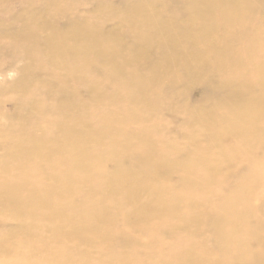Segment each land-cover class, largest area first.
Masks as SVG:
<instances>
[{
  "label": "rangeland",
  "instance_id": "1",
  "mask_svg": "<svg viewBox=\"0 0 264 264\" xmlns=\"http://www.w3.org/2000/svg\"><path fill=\"white\" fill-rule=\"evenodd\" d=\"M148 1L1 2L0 138L4 146L0 145V264H216L220 258L218 247L229 240L225 241L223 236L229 234L232 218L224 198L234 193V175L230 177L232 185L225 189L218 180L226 172L235 171L236 177L243 174L239 165L247 162L239 158L229 167L223 159L214 162L218 144L233 142L232 132L210 140L190 134L200 130L198 123L192 127L186 122L183 107L161 109L169 100L165 95L156 98L159 101L153 107L138 102L136 117L130 118L124 115L130 104L119 100L125 90L97 80L104 79V73L110 71L107 60L116 63L119 59H133L122 69L128 71L142 64L146 66L143 73L148 75V65L156 60L157 46L167 41L168 28L165 22L149 27L152 19L148 20L150 17L140 8ZM161 1L166 5L159 6V13L180 15L183 0ZM99 3H103L101 10ZM230 10L232 13L231 5ZM213 14L217 16V12ZM75 18L81 23L66 28ZM253 18L264 20V13L256 12ZM245 20L230 17L229 22L243 25ZM42 27L45 30H40ZM57 29L64 31L58 37L65 47L74 40L86 45L87 61L94 64V69L84 63L82 52L70 57L60 51L56 58L45 39ZM110 32L116 36L114 40L109 37ZM140 33H148L152 42L144 46L143 56L134 59L131 49L137 46L135 39L140 40ZM248 38L253 39V34ZM256 44L259 50L262 48L263 61L264 41L256 40ZM121 46L118 53L116 49ZM29 49H35V53L31 54ZM69 68L79 78L93 82L94 88L79 86L75 80L65 81ZM215 69L219 71L220 67ZM62 91L66 95L59 97ZM172 91L175 103L195 109L209 102L202 98L204 95H215L192 82ZM111 93L116 99L110 97ZM226 110L217 112V121ZM156 126L162 128L158 141L145 134ZM233 126L241 129L239 122ZM205 130L208 127L201 126V131ZM187 135L198 141L193 147L183 142L189 139ZM27 136L34 139L36 153L22 154L18 148H7L11 142L20 143ZM165 142L175 146L169 148L164 146ZM9 153L19 156L9 158ZM201 157L217 170H208L211 178L207 182L198 178L190 181L193 175L205 171L197 167ZM190 159L193 162L188 166ZM17 163H30V174L15 168ZM134 169L140 170V174L132 173ZM113 171L121 175L108 182L105 173ZM47 191V205L45 200L41 204L43 192ZM261 194L264 196V186L255 182L246 197L258 201ZM96 202L100 208L95 207ZM215 204H220L217 210ZM236 210L233 218L242 213L243 207ZM122 211L129 214V221L122 217ZM17 212L22 215L18 217ZM123 219L128 223V231L119 238ZM256 220L257 216L251 215L250 226L243 224V230L255 228L258 235L263 233L264 219L257 224ZM155 226L164 227L162 234L152 237L146 249L139 243L140 231L136 228ZM55 229L59 232L54 233ZM247 236L250 248L258 250L254 234L250 231ZM36 239L43 241L46 251L32 249L30 245ZM18 241L31 248L30 255L34 256L28 258L17 252L14 248ZM172 247L179 252L164 259L160 250Z\"/></svg>",
  "mask_w": 264,
  "mask_h": 264
},
{
  "label": "bare ground",
  "instance_id": "2",
  "mask_svg": "<svg viewBox=\"0 0 264 264\" xmlns=\"http://www.w3.org/2000/svg\"><path fill=\"white\" fill-rule=\"evenodd\" d=\"M1 2L4 3L5 0H0V4H3ZM183 2L180 15L173 17L158 12L160 5H166L161 0H149L148 5L144 4L140 7L150 17L148 20L152 19L149 27L151 24L158 25L161 22H165L168 26L165 31L167 41L157 46L156 60L148 65V75L143 73L146 66L142 64H136L128 71L122 69L133 59H119L116 63L107 60L110 71L104 73V79L99 78L97 80L108 85L113 83L112 86L118 90H125L123 99L120 97L119 100L130 104L124 112V115L130 118L136 117L135 108L138 102H145L148 106L152 104L153 107L159 101L156 98L165 95L169 100L166 102V106L163 105L161 109H180L183 107L187 115L186 122L192 127L198 123L200 130L192 131L190 134L197 135L202 140H210L212 137L232 132L233 142H227V145L218 144L214 162L223 159L225 166L229 167L236 159L242 158L247 162H242L239 166L242 167L244 173L248 170L250 172L237 177L235 171L234 173L226 172L218 180V184L225 189L230 184L232 185L230 177L234 175V193L224 198L229 205L232 218L230 220V232L223 238H226L225 241L228 238L229 240L218 247V254L221 253V256L216 264H223L225 258V264H263L264 232L258 235L255 228L254 230L249 228L254 234L256 244L259 245L258 250H253L248 243L249 237L247 235H250V231L243 230V224L247 223L250 226L251 215L252 218L257 216L256 224L261 223L262 218L264 219V196L261 194L262 197L258 201H252L246 197L252 183L260 182V185L264 186V60L260 59L262 48L259 50L256 44V40L264 41V20L260 19L261 21H259L253 18L256 12L264 13V0H222L216 3L214 0H183ZM98 5L99 10H101L103 3ZM230 5L233 8L232 13ZM214 12H217V16L213 14ZM230 17L233 19L244 17L246 20L243 25H238L237 22L230 23ZM78 23H81V20L75 18L69 25H66V28H72ZM80 27H84V25ZM40 30L43 31L45 28L42 27ZM63 33V29H57L52 36L45 39V42L52 46L56 58L59 57L60 51L70 57L77 56L82 52L84 63L94 69V64L87 61L86 45L74 40L69 47H65L64 42L58 37ZM252 34L254 38H248ZM109 37L113 40L116 38L111 32ZM93 40L97 42L96 39ZM121 40L125 43L123 37ZM135 40L137 46L131 51L133 58L139 59L146 53L144 46L149 45L152 40L148 33H140V40L138 41L137 38ZM122 48L123 46L116 51L120 53ZM29 51L31 54L35 53V49H29ZM114 55L118 54L115 52ZM216 66L220 67L219 71L215 69ZM64 80L68 82L75 80L79 86L88 85L91 89L94 88L93 82H88L89 80L84 77L79 78L73 68L67 69ZM230 81L231 83H229ZM187 82L199 85L203 90L209 89L215 92L214 97L204 95L202 98L209 100V102L198 105V109L192 108L191 105L179 106L175 103L177 99L173 96L172 90ZM65 95V91L59 93V97ZM115 96L113 93L110 95L112 98ZM225 108H227L225 114L220 117V121H217V112L219 113V110L222 111ZM256 120L260 122L258 123ZM235 122L241 123V129L236 130L234 128L233 123ZM201 126L204 129L208 127V130L202 132ZM145 134L154 141H158L162 134V128L156 126L155 130L149 129ZM187 137L189 139H185L183 142L188 143L189 147H193L198 142L189 135ZM217 140L218 138L214 141ZM0 145L4 146L2 138H0ZM21 145L29 147L20 148ZM164 146L173 148L175 143L165 142ZM7 148H18L22 154L36 153V143L32 136L25 137L20 143L11 142ZM18 156L15 153L8 154L9 158H17ZM185 159L188 157L186 156ZM192 162L193 159H190L188 166ZM98 165L101 166V163ZM197 167L203 168L205 171L193 175L190 181L198 178L207 182L211 178L208 170H217L216 166L210 164L204 157L199 159ZM233 167H236V163ZM15 168L25 174H30L32 165L30 163H17ZM195 170H197L196 167ZM132 173L140 174V170L134 169ZM105 174L108 182L114 181L118 175H121L117 171L106 172ZM49 193L50 191L43 192L41 204ZM238 206H242L243 211L238 214L237 218H233L237 213ZM95 207L100 208V203L96 202ZM219 207L220 204L214 205L216 210ZM93 209L95 210V208ZM0 210L2 211L1 208ZM31 214L34 216V213ZM17 215L20 217L22 213L17 212ZM121 215L126 221H129V214L126 211H122ZM46 218L48 221L51 220L50 217ZM124 219L122 220L123 228L117 233L119 238L128 231V223ZM233 222L235 224L232 226ZM219 226L217 225V227ZM163 228L161 226L141 230L136 228L140 231L139 243L148 249L151 245V238L160 236ZM57 232L59 230L55 229L54 233ZM42 242L36 239L30 246L33 250L42 253L46 251ZM14 249L28 258L34 256L30 255L32 249L26 247L22 241H18ZM160 251L164 259H167L171 253L179 252L173 247ZM235 251L237 254H234ZM140 261L143 262L142 259Z\"/></svg>",
  "mask_w": 264,
  "mask_h": 264
}]
</instances>
